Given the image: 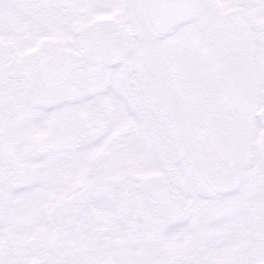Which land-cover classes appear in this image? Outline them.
Here are the masks:
<instances>
[{"label": "snow or ice", "instance_id": "obj_1", "mask_svg": "<svg viewBox=\"0 0 264 264\" xmlns=\"http://www.w3.org/2000/svg\"><path fill=\"white\" fill-rule=\"evenodd\" d=\"M0 264H264V0H0Z\"/></svg>", "mask_w": 264, "mask_h": 264}]
</instances>
